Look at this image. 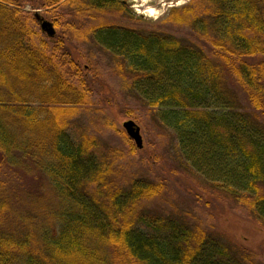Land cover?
<instances>
[{
  "label": "trees",
  "instance_id": "16d2710c",
  "mask_svg": "<svg viewBox=\"0 0 264 264\" xmlns=\"http://www.w3.org/2000/svg\"><path fill=\"white\" fill-rule=\"evenodd\" d=\"M128 12V0H0V264H242L201 228L142 209L165 181L119 185L139 151L125 130L112 127L125 151L86 132L72 142L92 69L66 39L110 54L197 182L264 227V0H190L163 23L182 37L106 23Z\"/></svg>",
  "mask_w": 264,
  "mask_h": 264
},
{
  "label": "rangeland",
  "instance_id": "374dc122",
  "mask_svg": "<svg viewBox=\"0 0 264 264\" xmlns=\"http://www.w3.org/2000/svg\"><path fill=\"white\" fill-rule=\"evenodd\" d=\"M189 2L128 0L129 12L109 16L106 23L143 33L163 31L182 37L188 33L186 29L164 27L163 23L173 9ZM66 46L79 64L92 69L86 76L93 90L91 102L77 110L71 120L67 133L72 142H77L80 134L86 132L106 146L125 151L123 139L112 127L121 132L125 122L134 121L141 129L144 148L119 162V185L128 186L133 180L165 181L163 194L142 205L145 212L201 228L222 241L242 264H264V227L245 207L211 193L197 182L192 170L178 156L171 134L158 128L154 116L132 90L131 79L117 73V62L111 55L92 38L66 39ZM138 230L147 235L153 233L145 225H139Z\"/></svg>",
  "mask_w": 264,
  "mask_h": 264
},
{
  "label": "water",
  "instance_id": "95a60500",
  "mask_svg": "<svg viewBox=\"0 0 264 264\" xmlns=\"http://www.w3.org/2000/svg\"><path fill=\"white\" fill-rule=\"evenodd\" d=\"M37 18L40 21L42 32H44L49 37L55 36L56 31L52 23L40 18L38 14H37ZM123 128L125 132L127 133L128 137L134 142L136 147L139 150H142L144 148V144H143V138L141 135V129L138 127V125L134 121H127L123 124Z\"/></svg>",
  "mask_w": 264,
  "mask_h": 264
},
{
  "label": "bare ground",
  "instance_id": "6f19581e",
  "mask_svg": "<svg viewBox=\"0 0 264 264\" xmlns=\"http://www.w3.org/2000/svg\"><path fill=\"white\" fill-rule=\"evenodd\" d=\"M151 12H153V10H151Z\"/></svg>",
  "mask_w": 264,
  "mask_h": 264
}]
</instances>
